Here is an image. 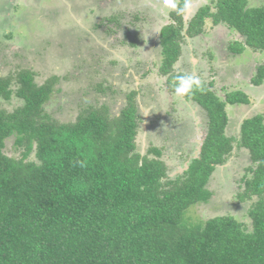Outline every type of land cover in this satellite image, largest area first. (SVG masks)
<instances>
[{
	"label": "trees",
	"instance_id": "obj_1",
	"mask_svg": "<svg viewBox=\"0 0 264 264\" xmlns=\"http://www.w3.org/2000/svg\"><path fill=\"white\" fill-rule=\"evenodd\" d=\"M193 1L179 0L158 33L159 73L175 92L177 78L186 75L173 72L181 41L200 35L206 19L264 53V5L214 0L186 22L178 9ZM243 49L236 43L229 50ZM54 81L37 85L28 69L0 77V100L21 101L9 112L0 107V264H264L262 115L239 127V146L251 165L238 198L256 199L248 210L250 230L229 215L198 225L184 220L189 208L210 198L208 180L232 150L226 107L248 105L245 94L220 99L201 82L183 97L206 113L207 131L198 157L171 179L160 151L135 152V95H127L116 116L101 105L60 123L46 112ZM250 82H264V64ZM8 138L18 150L15 158L3 152Z\"/></svg>",
	"mask_w": 264,
	"mask_h": 264
},
{
	"label": "rangeland",
	"instance_id": "obj_2",
	"mask_svg": "<svg viewBox=\"0 0 264 264\" xmlns=\"http://www.w3.org/2000/svg\"><path fill=\"white\" fill-rule=\"evenodd\" d=\"M212 1H193L185 21ZM247 5L262 6L264 0H247ZM172 10L163 0H0V77L28 69L41 85L54 76L46 112L60 123L73 122L85 108L101 105L116 116L127 95H135V152L145 155L157 149L167 177L175 178L198 157L208 118L197 104L178 96L159 73L158 33L170 22ZM236 43L244 47L240 54L229 50ZM180 48L175 74H195L220 99L240 91L249 100L248 105L226 107L225 136L232 139V150L208 180L210 198L189 208L184 220L198 225L229 215L249 231L248 210L256 199L238 198L251 165L248 151L239 146V127L257 114L264 123V82H250L264 64V53L246 47L238 33L209 19L201 34L185 38ZM20 105L14 96L0 100L8 112ZM3 152L18 156L12 138L4 141Z\"/></svg>",
	"mask_w": 264,
	"mask_h": 264
},
{
	"label": "clouds",
	"instance_id": "obj_3",
	"mask_svg": "<svg viewBox=\"0 0 264 264\" xmlns=\"http://www.w3.org/2000/svg\"><path fill=\"white\" fill-rule=\"evenodd\" d=\"M164 6L170 9H176V4L173 0H163ZM189 9V5L186 3L184 8L178 9L179 13H184ZM178 85L176 87V94L181 98L190 95L194 89H198L201 87V82L198 76L193 75H185L182 77H178Z\"/></svg>",
	"mask_w": 264,
	"mask_h": 264
}]
</instances>
